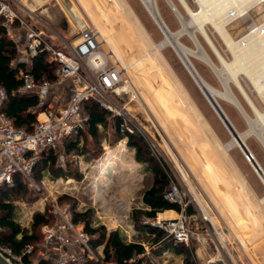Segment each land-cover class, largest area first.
<instances>
[{"label":"rangeland","instance_id":"obj_1","mask_svg":"<svg viewBox=\"0 0 264 264\" xmlns=\"http://www.w3.org/2000/svg\"><path fill=\"white\" fill-rule=\"evenodd\" d=\"M0 1L10 3L12 8L24 16L30 23H36L40 28L46 29L48 32L54 31L69 42H74L78 39L79 34L76 27L78 26L81 29L84 20L96 23L99 31L102 30L99 35L101 49L105 53L109 54L110 64L118 66L124 72V81L118 88V97L116 98L118 100V104L129 113L133 120L139 123L151 134L156 146L155 149L157 150V156H159L167 164L187 205L190 204L196 211L195 215L189 216V225L194 232L188 244L190 248L195 251L199 243L204 242L211 244L213 249H215L214 244L222 240L219 232L222 228L232 230V232H230L231 236L226 238V241L231 242V244L234 243L232 238L237 235V230L234 225L238 224L239 221H237V218L233 217L227 195L224 196L223 190L225 191L226 189L223 184L219 182V173L220 175H223L222 177L229 183L232 182L231 174H233L232 176L234 180L238 185H240L243 192H246L245 195L247 198L249 197L250 199L248 200L252 204V214L258 218H264V203H261L260 201L264 196V183L262 182V179L251 166V162L247 159L243 151L237 147L229 151L225 150V145L231 140L229 131L180 60L174 48L167 46L160 51L157 49V45L163 40L164 36L141 0H121L126 6L128 21H125L122 18L118 9H114L113 16L118 14L116 15V19L120 18L119 20H121L119 22V20L117 21L115 19L118 26L116 30V47H119L118 50L123 54H121L125 60V65L123 66H121L117 62L116 58H114L111 53L112 49L107 46L105 38L102 37V32L107 30L108 25L101 16V8L94 0ZM173 1L182 15L184 17H188V14L181 5L180 1ZM186 1L191 9H198L196 1ZM157 5L161 15L170 29L172 31H178L181 28V24L166 1L157 0ZM261 21H264V5L255 7L251 10L248 18L244 19L239 17L236 21L229 24L227 28L230 35L237 39L245 34L252 24L259 23ZM124 22L126 23L124 24ZM124 27L126 30H123ZM206 29L222 58L226 61H231L233 56L215 29L209 24L206 26ZM124 32L126 33L125 35H127L126 37ZM139 34L141 37L143 36L142 38L146 41V48L140 42ZM197 36L212 61L216 64V66L221 67V59L218 58L213 49L206 43L204 37L199 33H197ZM20 39V44H22L24 38ZM118 40L124 41L120 42ZM180 41L190 48H195L194 43L188 34L182 35ZM127 42L128 44L125 46V43ZM121 43L123 45H121ZM135 47H137L138 50L136 52H132L131 49H135ZM127 52L129 54H127ZM139 58L143 59L142 61L147 60L148 63L147 68H145L142 73L136 70L132 64L134 60H139L140 62L141 59ZM191 59L199 73L210 85L218 90H224L222 81L207 64L194 57H191ZM127 68L129 71L126 70ZM239 80L256 107L260 111L264 112V100L258 94L253 84L244 74L239 75ZM65 86L68 87V84ZM230 86L250 117L252 119H256L253 108L250 106L241 90L232 82L230 83ZM156 88L161 91V93L165 96V100L169 102V107H173L176 113H169L170 108L164 105L163 99L158 94ZM219 102L228 114L229 118L232 120L236 129L242 133L246 132L249 129V124L238 109L224 99L219 98ZM182 105L183 107L186 106V108L194 115L198 125H200L199 127L208 138L218 156L230 170V174L224 168H222L224 172H221L222 166L221 164H218L219 160H217V158L213 155V152L211 154V151L209 152L210 154L206 155H208L211 161L213 160L212 162L214 164L211 162L212 164L208 166V168H205L201 165V163H199L190 147L186 144L188 142V136L186 135L191 131L189 127L192 126H190V124L195 121L189 117L185 111L184 112L188 116L182 112ZM182 114L185 127L187 128L189 126L187 128V134L185 133L186 129L183 130L182 124H180L178 120V118H182ZM192 124L195 127L197 126L196 123ZM195 127L193 130L196 132L197 127ZM193 130L192 132H194ZM100 133L101 136L98 140H95L89 135H87L84 139H81L82 142L88 144V148L91 150V153L94 152V154H99L101 152L99 157L87 158V156H76L75 154H72L69 157L64 156V160L59 162L61 165H65V161L70 160V162H73L74 165H77L82 174V178L80 180H76L74 178L67 180H54L47 173L44 174L41 181H36L32 178V175L28 178L24 177L25 184L27 186L26 193L23 195H16L12 193L7 199L8 202H11L15 206L14 219L17 223H19L23 228L31 229L34 214L36 212H40L52 215V224H54L56 221V216L53 214L54 211L52 208V205L54 204H57L60 208L67 207L72 216L73 208L76 211L82 212L92 209L94 211V226L103 225L108 231L119 229L129 240L130 233L125 228L124 224L110 227L104 219L105 207L110 206L112 203L114 204L116 196L119 195V191L117 190L118 188L115 186L117 178L116 180L113 179L114 183L108 187H100L99 189L106 188L107 190L105 189V196H103V198H97L95 196L96 186L94 185V179H96L98 172L94 166L97 161L102 160L107 152L110 149H114L121 141H124L126 144L128 150L126 155L127 157L129 156L128 158H133L135 160V149L127 145V138H124L115 145H111V127L107 129L100 127ZM198 134L199 132L197 130L195 136L196 139L198 137V144L201 143L199 145L204 146V142L201 137V139H199L200 134ZM246 143L264 170V146L254 135L248 137ZM61 147L62 145L58 146L60 149ZM168 148L174 152L173 154H175L182 167L187 172L190 182L195 188L198 196L203 199L208 209L211 210L216 219L219 221L217 226L212 224L211 221L204 219L205 211L199 204L196 193L191 189L190 185L183 179L182 175L178 171L171 155L169 154ZM207 152L208 151H205V153ZM217 165H219L220 168ZM137 169L135 170L136 178L134 179L136 190L134 192V198L129 211L124 213V223H128L129 220H132V212L134 209L143 207V192L150 187L153 180V175L147 164L138 163ZM119 170L124 176L126 175L124 171L122 172L124 169L120 168V166ZM225 175H227L228 178ZM231 187L233 194L237 195V191L234 189L235 187ZM169 215L176 216L174 212H169ZM159 217L165 218L164 216ZM38 233L41 237L42 228L41 230L39 229ZM263 235L260 237H263ZM41 238L42 239L37 246V253L34 257V260H36L38 264H43L46 260V250L40 246L43 241V236ZM258 238L259 237L254 239ZM253 240L246 244V247L249 246ZM55 254L59 255V259L61 258V254L59 252H53V256H56ZM53 259V264H56L59 261L58 258ZM180 259L181 256L167 253L166 255L164 254L161 259L151 260V263L180 264Z\"/></svg>","mask_w":264,"mask_h":264},{"label":"built area","instance_id":"obj_2","mask_svg":"<svg viewBox=\"0 0 264 264\" xmlns=\"http://www.w3.org/2000/svg\"><path fill=\"white\" fill-rule=\"evenodd\" d=\"M0 18V26L17 47L18 55L14 64L19 66L22 84L16 93L33 94L40 105L45 106L41 113L43 117L37 120L32 132L16 128L12 120L0 111V187H12L17 174L28 178L43 152L58 148L67 138L77 137L89 120V115L83 109L84 103L88 101H94L112 115L120 117L121 131L125 134L139 133L157 155L151 134L118 104L116 98L118 88L124 81V72L110 64L109 54L101 49L99 34L94 26L88 24L84 29L75 26L79 37L69 42L40 28L36 23H30L6 1H0ZM19 29L24 30L22 44ZM41 52L48 54L50 63L58 64L54 82L45 78L38 81L30 71L32 59ZM67 84L68 98L54 91L55 86ZM6 98L5 89L0 87V109ZM247 159L255 160V157L250 152ZM63 160L64 155L61 154L58 161ZM165 199L181 206L178 217L163 219L157 216L156 220H144L143 223L164 231L176 243L188 245L194 232L186 214L187 203L176 183L166 193ZM52 208L56 221L42 227L43 241L40 246L47 249L49 245H55L64 254L56 264H85L86 261L115 264L103 262L91 247L90 237L83 224L74 222L67 207L60 208L54 204ZM204 219L208 220L206 217ZM217 243L224 246L222 240ZM34 250L33 245H27L22 254H16L11 248L0 245V255L9 264H38L34 259L24 260V256L31 255Z\"/></svg>","mask_w":264,"mask_h":264},{"label":"bare ground","instance_id":"obj_3","mask_svg":"<svg viewBox=\"0 0 264 264\" xmlns=\"http://www.w3.org/2000/svg\"><path fill=\"white\" fill-rule=\"evenodd\" d=\"M94 1L101 8V16L104 18V20L106 21L108 25L107 30L105 32H102V37L105 38L106 40L105 43L107 44V46L112 49L111 53L114 56V58H116L117 62L121 66H123L125 65V60L122 57L123 54L120 53V51L118 50L119 47L118 48L116 47V33H117L116 30L118 26L116 24L117 22H115V19H116V15L118 14H116L115 16L113 15H114V9L116 8L120 11L122 18L125 21H128L126 6L122 3L121 0H94ZM165 1L181 24V28L178 31H172L170 27L167 25L166 21L164 20L163 16L161 15L159 11L157 0H141V2L144 4V6L148 10V12L152 16V18L154 19V21L156 22V24L158 25L159 29L162 31L163 36H164L163 40L157 45V49L160 51L161 49H164L167 46H171L172 48H174L180 60L182 61V63L184 64V66L186 67V69L188 70V72L190 73L194 81L196 82V84L199 86L203 94L206 96L212 108L215 110V112L217 113V115L219 116V118L221 119V121L223 122L227 130L229 131L231 135V140L225 145V150L229 151L237 147L241 151H243L241 146L239 145V139H241L245 143L248 150L253 154V152L249 149L246 143V140L248 137L254 135L260 140V142L264 146V112L260 111L256 107V105L253 103L249 95L246 93L245 89L243 88L239 80V75L244 74L249 79V81L253 84L256 91L261 96V98L264 100V21L252 24L249 30L237 39L233 38L230 35L227 26L231 24L232 22L236 21L239 17L244 18V19L248 18L250 16V12L252 9H254L255 7L264 5V0H195L196 3L198 4L197 10L191 9L186 0H179L181 5L187 12L188 17H184L182 15V13L180 12V10L178 9V7L176 6L173 0H165ZM119 19H116V20L118 21ZM120 21L121 20H119V22ZM125 23L126 22H124V24ZM88 24L94 26V28H96L98 34L100 35V32L102 30L99 31V28L94 22H88L87 20H84V23L81 29H84ZM208 24L211 25L215 29L217 34L223 40L227 49L231 52L233 56L231 61H226L222 58L220 52L218 51L212 39L207 33L206 26ZM123 30H126L125 27ZM197 33L201 34L204 37L206 43L213 49L214 53L218 56V58L221 59V62H222L221 67L216 66V64L212 61L211 57L209 56V54L207 53V51L201 44L200 40L198 39ZM125 34L126 33L124 32V35ZM184 34H188L190 36V38L192 39L194 43L195 48H190L180 41L181 36ZM126 36L127 35H125V37ZM142 37L139 34L140 42L146 48L147 43ZM122 41L124 40H121L120 42ZM128 42L125 43V46L128 44ZM121 45L123 44L121 43ZM137 50H138L137 47H135V49L134 48L131 49L132 52H136ZM127 54L129 53L127 52ZM191 57H194L198 59L199 61L207 64L214 71V73L222 81V84L224 87L223 91L216 89L204 79V77L199 73V71L195 67ZM142 60L143 59H141L140 62L139 60L138 61L134 60L132 62L133 67L141 73L145 70V68H147V64H148L147 60L146 61H142ZM126 70L129 71L128 68ZM231 82L234 83L244 94L246 100L248 101L250 106L253 108V111L256 115V119H252L250 117V115L248 114V112L246 111L242 103L236 97V95L231 89V86H230ZM156 90L158 94L162 97L164 105L170 108L169 102L165 100V96L157 88ZM212 97L215 98L218 106L224 112V114L228 118L229 122L232 124L237 134L231 129V126L227 124L226 120H225L226 122L223 121L221 112L217 104H215L213 101L210 102V100H212L211 99ZM219 98L224 99L225 101L232 104L242 114V116L245 118V120L249 124V129L246 132L242 133L236 129L232 120L229 118L228 114L226 113L222 105L220 104ZM182 108H183L182 112L185 115L187 113L189 117H191L195 121L192 123L197 124L196 127L200 134V135L198 134L199 139L202 138V141L204 142V144L202 142L204 146L199 145L201 143L198 144V141H197L198 137L196 139V136H195L197 130L196 132L193 130L195 126H193L192 123L190 124V126L192 125L191 127L188 126L191 129V131L189 129L190 132H188L187 134L188 127L186 128L184 125L185 122L183 123L184 118L182 114V118L180 117L181 119L178 118V120L180 124H182L183 130L186 129L185 133L187 134L186 136H188L187 137L188 142L186 143L185 140L184 142L190 147V149L194 153L197 160L201 163L203 167L208 168V166H210L213 163L212 162L213 160L211 161V159H209L208 155L206 154H210L209 152L211 151V154L213 152V155L217 158V160H219L218 161L219 163L218 162L217 163L221 164L222 166L221 172H224L222 169L224 168L230 174L231 173L230 170L227 168L226 164L222 161V159L218 156L217 152L215 151V149L209 142L208 138L206 137V135L203 133V131L199 127L200 125H198L194 115L186 108V106L183 107L182 105ZM169 113H172V114L176 113L173 107L169 109ZM192 130L195 132V134L194 132H192ZM168 150H169V154L171 155L173 159V162L175 163L183 179L190 185L191 189L196 193L198 202L201 205L202 209H204L205 211V217L209 221H211L212 224L217 226L219 224V221L216 219L215 215L211 212V210L208 209L203 199L200 196H198L195 188L190 182V178L187 172L184 170V168L182 167L181 163L179 162L175 154H173L174 152L171 151L169 148ZM127 151L128 150H127L125 142L121 141L114 149H110L102 160L97 161L96 165L94 166L96 167L97 172H98L96 179H94L95 180L94 185L96 186L95 196L97 198H103V196H105L104 191L107 190L106 188H102V189H99V188L104 187V186L108 187L109 185L113 184L114 180H116L117 178V181L115 182L116 184L115 186H117L116 188H118L117 190L119 191V195L116 196L114 200V204L112 203L113 206L112 204H110V206H106L104 209V219L107 221L110 227H115V226H118L124 223V213L129 211L130 206L132 204V200L134 198L133 197L134 192L136 190V186L134 185V179L136 178L135 170L138 168V163L133 158H128L129 156L127 157L126 155ZM205 151H208V152L205 153ZM243 153L247 155V153L245 152ZM250 162H251V166L254 168L255 171H256L255 169L256 163L260 166L261 170L256 171V173H258V175L262 179V182L264 183V170L262 169L261 164L257 161L256 157H255V160H250ZM119 166L120 168L124 169L122 170V172L123 171L125 172L126 174L125 176L120 172ZM223 174H226V173H223ZM219 175H218L220 179L219 182L223 184V186L226 188L225 194L227 195L228 203L232 210V215L234 218L238 219L237 221H239L238 224L234 225V227L237 230L236 233L245 242V244H248L254 238L260 237L261 235L264 234V218H258L252 214L251 212L252 204L249 201L250 199L249 197L247 198V196L245 195L246 192L244 193L240 185H238L237 182L234 180L232 176L233 174H231L232 182L230 183L222 177L223 175H220V176ZM227 175L225 176L227 177ZM231 186L235 187L234 189H236L237 191L236 194H239V198L235 197V195L231 191L232 189ZM260 201L261 203H264V196L261 198ZM170 217H173V216H170ZM224 230L225 229L223 228L222 230H219L221 234V236L220 235L219 236L222 237L223 241H226Z\"/></svg>","mask_w":264,"mask_h":264},{"label":"trees","instance_id":"obj_4","mask_svg":"<svg viewBox=\"0 0 264 264\" xmlns=\"http://www.w3.org/2000/svg\"><path fill=\"white\" fill-rule=\"evenodd\" d=\"M0 36V87L4 88L7 94L0 111L12 120L16 128L32 132L37 122V115L45 109V106L40 105L37 96L33 94L16 93V90L22 84L18 73L19 66L13 64L18 55L17 47L2 26H0ZM32 60L33 67L30 71L38 81L44 78L51 82L56 80L55 71L58 64L50 63L47 53L41 52ZM83 109L89 115L85 129L81 130L77 137L65 139L61 149L56 148L43 152L34 166L31 174L32 178L41 181L44 174L47 173L54 180H67L70 178L80 180L82 174L78 166L70 160H66L65 165H61L58 161L59 156L63 154L69 157L75 154L76 156H87V158L99 157L101 152L99 154L91 153L88 144L82 142L81 139L89 135L98 140L101 136L100 127L105 129L111 127V145L127 138V145L135 149L136 162L147 164L153 175L152 184L142 195L143 207L134 209L132 212L135 229L143 235V240L137 243L130 242L119 229L108 231L103 225L94 226V211L92 209L82 212L73 208L74 222L83 224L85 232L90 237V245L93 250L96 251L99 246H104L103 262L152 264L151 260L158 259L166 252H171L176 255H183L185 264H195L194 249L184 243H176L164 231L151 224L143 223L144 220H156L158 213L161 212L160 216L164 217H167L168 214L163 212L168 210L181 212L179 204L165 199L166 193L176 183L167 164L153 153L149 144L139 133H123L120 128L122 121L120 117L112 115L94 101L85 102ZM26 187L25 178L20 174L15 175L12 187H0V245L11 248L16 254H22L27 245H33L35 247L34 252L31 255L24 256L25 261H30L34 259L38 250L37 246L43 236L41 234L40 237L38 231L44 225L52 224V215L36 212L33 216L31 229L23 228L15 221V206L7 199L12 193L16 195L25 194ZM174 211L168 212L172 213ZM186 214L188 216L196 214L190 204L187 205ZM145 244L149 247V254ZM85 264L98 263L86 261Z\"/></svg>","mask_w":264,"mask_h":264},{"label":"crops","instance_id":"obj_5","mask_svg":"<svg viewBox=\"0 0 264 264\" xmlns=\"http://www.w3.org/2000/svg\"><path fill=\"white\" fill-rule=\"evenodd\" d=\"M53 33L57 34L54 31H53ZM18 34L21 38H24V30L23 29H19ZM57 35H59V34H57ZM14 62L15 61H13V64H14ZM54 91L57 93H61L64 96V98H68V96H69V90L65 85L55 86ZM41 113L42 112L38 113L37 120L41 119L43 117ZM223 192H224V196H226L224 190H223ZM235 197L239 198V194H237V196L235 195ZM225 201H226V199H225ZM168 211H174V210H168ZM168 211H165L163 213H167L169 217L167 216L163 219L176 218L180 214V212L174 211L176 216L170 217ZM161 213H158L157 216L159 217ZM226 230H227V232H226ZM230 230L229 229L224 230L225 238H228L229 236H231L230 232L232 230L231 231ZM234 238H232V240L234 242L233 244H231V242H229V241H224L223 247H221L218 243L214 244L215 249H213V246L209 243L200 242L194 251V256H195V261H196L195 264H264V235H263V237H259L258 239H254L253 242L247 247H246L245 242L238 235H236V237H234ZM142 240H143V235H142ZM145 246H146L147 253L149 254V250H148L149 247L146 244H145ZM45 250H46V260L43 262V264H53V262H52L54 260L53 258L59 259V255H56L57 254L56 253L55 254L56 256H53V252H59L61 254V257L64 256V254H62L56 248L55 245H49L48 248ZM103 250H104L103 245L99 246L96 250L97 254L101 258H103V256H104ZM167 253H169L171 255H176V254L171 253V252H166L164 254L166 255ZM162 256L159 257L158 259H161ZM176 256H181L180 264H185V257L183 255H176ZM209 260H211V261H209Z\"/></svg>","mask_w":264,"mask_h":264},{"label":"water","instance_id":"obj_6","mask_svg":"<svg viewBox=\"0 0 264 264\" xmlns=\"http://www.w3.org/2000/svg\"><path fill=\"white\" fill-rule=\"evenodd\" d=\"M212 100H210V102H214L215 104H217L216 100L214 97L211 98ZM218 106V104H217ZM220 112H221V116L223 118V121H227V124H229L231 126V129L236 133L235 129L233 128L232 124L229 122L228 118L226 117V115L224 114V112L221 110V108L218 106ZM220 114V113H219ZM225 121V122H226ZM237 134V133H236ZM239 145L241 146L243 152L247 153V157L250 156V151L248 150V148L246 147L245 143L239 139ZM256 171L258 170H261L260 166L256 163V167H255ZM125 228L128 230V232L130 233L129 234V241L130 242H140L142 240V234L137 231L135 229V224L133 223L132 220H129L128 223H123ZM0 264H9L5 258H3L1 255H0Z\"/></svg>","mask_w":264,"mask_h":264}]
</instances>
